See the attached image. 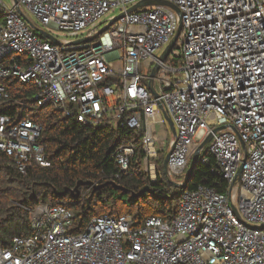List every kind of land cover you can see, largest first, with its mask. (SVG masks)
<instances>
[{"label": "built area", "instance_id": "obj_1", "mask_svg": "<svg viewBox=\"0 0 264 264\" xmlns=\"http://www.w3.org/2000/svg\"><path fill=\"white\" fill-rule=\"evenodd\" d=\"M142 1L0 0V106L9 99L5 81L18 78L37 87L36 107L52 105L86 126L114 120L143 132V171L152 181L166 141V173L179 178L211 137V171L228 192L199 186L173 219L137 226L130 215H105L80 231L66 203L43 204L29 210L32 233L0 248V264H264V0H162L178 11H129ZM163 111L176 128L171 140ZM42 132L31 119L0 115V152L23 174L32 163L49 167ZM134 155L133 144L116 151L123 172Z\"/></svg>", "mask_w": 264, "mask_h": 264}, {"label": "trees", "instance_id": "obj_2", "mask_svg": "<svg viewBox=\"0 0 264 264\" xmlns=\"http://www.w3.org/2000/svg\"><path fill=\"white\" fill-rule=\"evenodd\" d=\"M5 85L9 99L0 106V115L31 119L42 127L40 144L50 166L32 163L23 174L11 157L0 152L2 249L10 247L14 237L32 233L29 210L43 204L66 203L76 213L75 230L80 231L93 218L105 215H130L137 226L153 216L173 219L179 213L183 195L199 186L215 188L219 193L228 192L223 176L211 171L215 159L207 147L185 187L176 185L185 181V174L180 178L168 177L166 151L155 160L157 178L152 181L143 171V132H132L121 124L115 127L114 120L98 127L83 125L52 105H32V97L38 91L35 85L18 78L5 81ZM127 144L135 146V155L129 171L123 172L115 161V154ZM205 157L209 159L206 163Z\"/></svg>", "mask_w": 264, "mask_h": 264}, {"label": "water", "instance_id": "obj_3", "mask_svg": "<svg viewBox=\"0 0 264 264\" xmlns=\"http://www.w3.org/2000/svg\"><path fill=\"white\" fill-rule=\"evenodd\" d=\"M151 5H164V6H169V7L173 8L174 10L178 11V9H177V7H176L175 5H173V4H169V3L165 2V1H162V0H144V1L140 2L139 4L133 6L129 11H130V12H132V11H136V10H138V9L144 7V6H151ZM21 15H23V14L21 13ZM36 30H37L38 33H40L43 37L47 38L48 40H50V41H52V42H54V43H56V44L59 43L58 40H57L55 37H53L51 34H49L48 32H45V31H43V30H41V29H36ZM106 30H107V28L103 29V30L101 31V33H104ZM180 30H181V28L179 29V31L177 32V34H176L175 37L173 38V40H172L170 46L165 50L163 56L161 57V61H165V60H166V58L168 57L169 53L171 52V50H172L173 47L175 46V44H176V42H177V40H178V38H179ZM86 41H91V40H89V39H85V40H83V41H79V42L81 43V42H86ZM157 71H158V68H154V69H153V71H152V75H151L153 78L156 76ZM149 87H150L151 91L154 93V95H155L156 97H158V94L156 93V91H155V89H154L152 83H150ZM163 115H164L165 120L167 121V124H168L170 130H171L172 133H173V136L176 137V128H175V125H174L172 119L168 116V114H167L165 111H163ZM210 141H211V137H209V138H208V139H207V140L201 145L200 149H198V150L196 151V153H195L194 156H193V159H192V162H191V165H190L189 171H188V173H187V177H186L185 181H184L182 184H176L178 187L183 188V187H185V186L191 181V179H192V177H193V175H194V172H195V170H196V167H197L198 161H199V159H200L201 150H202L204 147H206L207 144H208ZM169 158H170V153H168V154L166 155V158H165V169H166V171H167V165H168ZM241 173H242V168H241L240 171H239V175H241Z\"/></svg>", "mask_w": 264, "mask_h": 264}, {"label": "rangeland", "instance_id": "obj_4", "mask_svg": "<svg viewBox=\"0 0 264 264\" xmlns=\"http://www.w3.org/2000/svg\"><path fill=\"white\" fill-rule=\"evenodd\" d=\"M5 2H8V0H4ZM27 18H28V21H30V22H32V21H34L35 23H38V26H41L40 24H39V22H38V19L37 18H35L34 16H32L30 13H27ZM45 29H47V30H50V31H52V33L54 34V35H56L57 37H59V38H63V37H60L61 36V33H60V31H58V30H56L54 27H46ZM165 50V47L162 49V50H158L157 52H156V55L157 56H160L162 53H163V51ZM158 84V87H159V83H157ZM160 88V87H159ZM166 127V130H167V138H168V140H171L172 138H173V133H172V131L170 130V128H169V126L168 125H166L165 126ZM163 135L165 136V133L163 132ZM212 143L213 142H211L210 144H208V146H207V149L208 148H210V146L212 145ZM165 146H166V151H167V154L169 153V151H170V145H169V141L167 142H165ZM206 149V150H207ZM194 156V155H193ZM193 159V158H192ZM192 162V161H191ZM189 165H191V163L189 164ZM188 165V167H187V169L185 170V172H183L186 176H187V173H188V171H189V168H190V166ZM182 173V174H183ZM183 174V175H184ZM169 177V176H168ZM170 178H172L173 179V177H170ZM180 178V177H179ZM156 181V180H155ZM179 184V183H178Z\"/></svg>", "mask_w": 264, "mask_h": 264}, {"label": "bare ground", "instance_id": "obj_5", "mask_svg": "<svg viewBox=\"0 0 264 264\" xmlns=\"http://www.w3.org/2000/svg\"><path fill=\"white\" fill-rule=\"evenodd\" d=\"M162 133V132H161ZM187 177V176H186Z\"/></svg>", "mask_w": 264, "mask_h": 264}]
</instances>
